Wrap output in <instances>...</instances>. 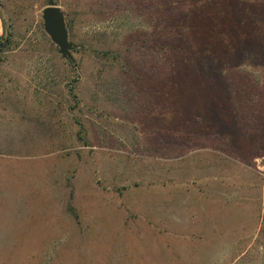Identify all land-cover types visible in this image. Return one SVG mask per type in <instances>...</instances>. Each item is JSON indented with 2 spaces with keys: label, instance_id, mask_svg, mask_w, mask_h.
Segmentation results:
<instances>
[{
  "label": "rangeland",
  "instance_id": "374dc122",
  "mask_svg": "<svg viewBox=\"0 0 264 264\" xmlns=\"http://www.w3.org/2000/svg\"><path fill=\"white\" fill-rule=\"evenodd\" d=\"M46 7L0 0V264H264V0H57L72 61Z\"/></svg>",
  "mask_w": 264,
  "mask_h": 264
},
{
  "label": "water",
  "instance_id": "95a60500",
  "mask_svg": "<svg viewBox=\"0 0 264 264\" xmlns=\"http://www.w3.org/2000/svg\"><path fill=\"white\" fill-rule=\"evenodd\" d=\"M43 30L50 41L58 47L59 54L63 59L73 60L71 50L73 44L68 40V29L64 14L57 6H48L42 11ZM1 36L4 38L6 32V22L0 11Z\"/></svg>",
  "mask_w": 264,
  "mask_h": 264
},
{
  "label": "trees",
  "instance_id": "16d2710c",
  "mask_svg": "<svg viewBox=\"0 0 264 264\" xmlns=\"http://www.w3.org/2000/svg\"><path fill=\"white\" fill-rule=\"evenodd\" d=\"M110 1H112L113 2V0H109V2ZM160 1V0H159ZM161 1H163V0H161ZM158 2V1H157ZM157 2H153V4L155 5ZM45 6H57V0H45ZM104 14V11L102 10V7H100V9H97V12H96V14ZM171 15H167V19H168V22H172V17H170ZM68 27H69V29H70V31H71V29H72V22L71 21H69L68 22ZM5 42H7V40L6 39H3V40H1L0 41V48H2V47H4V44H5ZM107 53H104V56L106 55ZM106 59H108L109 60V58H106ZM115 61V60H117V57H113V59H112V61Z\"/></svg>",
  "mask_w": 264,
  "mask_h": 264
}]
</instances>
